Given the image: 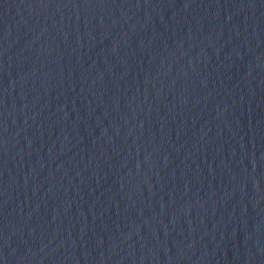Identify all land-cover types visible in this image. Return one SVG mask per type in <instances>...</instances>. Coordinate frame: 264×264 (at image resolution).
Masks as SVG:
<instances>
[{"label":"water","instance_id":"95a60500","mask_svg":"<svg viewBox=\"0 0 264 264\" xmlns=\"http://www.w3.org/2000/svg\"><path fill=\"white\" fill-rule=\"evenodd\" d=\"M0 264H264V0H0Z\"/></svg>","mask_w":264,"mask_h":264}]
</instances>
